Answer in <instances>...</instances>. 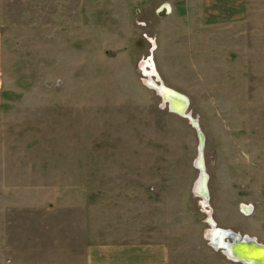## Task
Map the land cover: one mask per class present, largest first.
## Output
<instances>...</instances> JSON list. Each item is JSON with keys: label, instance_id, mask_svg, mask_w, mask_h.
Here are the masks:
<instances>
[{"label": "rangeland", "instance_id": "rangeland-1", "mask_svg": "<svg viewBox=\"0 0 264 264\" xmlns=\"http://www.w3.org/2000/svg\"><path fill=\"white\" fill-rule=\"evenodd\" d=\"M0 25V259L247 264L207 231L264 243V0H0Z\"/></svg>", "mask_w": 264, "mask_h": 264}, {"label": "water", "instance_id": "water-1", "mask_svg": "<svg viewBox=\"0 0 264 264\" xmlns=\"http://www.w3.org/2000/svg\"><path fill=\"white\" fill-rule=\"evenodd\" d=\"M165 91L166 92H165L164 99H165L166 102H169L168 103L169 109L171 111L177 112V113H179V114H181L183 116H187L191 120L193 125L197 127V129L199 131V136H200V139H201V143H200V153H199V156L197 158V163H198L199 169L201 170V173H200V176H199V179L201 181V186H202V189H200V195H202L204 198L208 199V192H209L208 178H209V176H208V174L206 172V169H205V159H204L203 151H202L203 147H204L205 134L200 129V124H199L198 119L193 117L192 114L186 113V111L189 109V104H190V101H189L188 97L186 95H184L183 93H181V92H179V91H177V90H175V89H173L171 87H168V86L165 87ZM175 99L180 100L181 103H182V101H184V102L182 104L180 103L179 105H181V106L178 107L174 103ZM208 221H212V220H208ZM216 229H217L218 232H220L219 234L220 235L223 234V237H224L223 239H221L222 243L220 244L219 248L226 249L228 246L229 247L233 246V244H236V243H237L236 247H238V245L241 242H243L245 246L254 245L256 247L264 248V244H262L260 242H257L256 237H253V236H250V235H244L243 238H241V234L240 233L235 232V231H233L231 229H225V228H216ZM225 238L233 239V241H231L229 243L228 241L224 240ZM240 239H242V241ZM250 253L253 255V257H256L255 255H258L257 254L258 252H253L252 249H246V254H250ZM255 259L256 258L246 259V260L253 261V262H251L252 264H264L263 261L260 262V261H256ZM238 261H242L243 262L244 260L241 259V260H238ZM250 261H249V263H250Z\"/></svg>", "mask_w": 264, "mask_h": 264}, {"label": "bare ground", "instance_id": "bare-ground-1", "mask_svg": "<svg viewBox=\"0 0 264 264\" xmlns=\"http://www.w3.org/2000/svg\"><path fill=\"white\" fill-rule=\"evenodd\" d=\"M156 63L153 61L152 58H150L149 60H145L144 64H143V72L144 70L146 71V76L145 77V81L147 84H149L151 87L153 88H156L159 93L162 95V98L164 100L165 103H169V102H166L164 97H165V87L167 86L165 84V82L163 81V79L161 78V75L160 73L159 74H156L155 73V65ZM157 69V68H156ZM159 72V71H158ZM162 79V80H161ZM172 88V87H171ZM174 89V88H173ZM184 101H182L183 103ZM174 103L176 106H181L179 105L181 103L180 100L178 99H175L174 100ZM181 103V104H182ZM191 114V113H189ZM201 129V128H200ZM202 131V130H201ZM206 169V167H205ZM207 172V171H206ZM208 174V173H207ZM207 179V178H206ZM196 189H197V193L200 194V189H202V186H201V181L200 179H198V182L196 184ZM206 199V198H205ZM206 201V200H205ZM246 209V208H245ZM247 211V210H246ZM209 220H212L210 221L211 222V227L212 228H209L208 232H207V236L209 237V239H211V242L213 243V245L215 246V248H219L220 247V244L222 243L221 239H223V234L220 235L217 231L216 228H223V227H219L218 225H216V221L213 217H209ZM225 229H229V228H225ZM232 230V229H231ZM234 231V230H233ZM237 232V231H235ZM240 233V232H238ZM241 234V233H240ZM241 238H243V235L241 234ZM224 240L228 241L229 243L231 241H233V239H227L225 238ZM242 241V239H240ZM257 242H259L257 240ZM262 243V242H260ZM237 244V243H236ZM236 244H233V246H228L226 249H224L225 252H227V254L236 259V260H241L243 259L244 261L243 262H246L248 264H252L251 262L253 261H250V260H246V259H253V258H256L255 260L256 261H263L264 262V248H261V247H256L254 245H251V246H245L243 242H241L238 247H236ZM264 244V243H262ZM221 249V248H220ZM223 249V248H222ZM246 249H252L253 252H258L257 254L258 255H255L256 257H253V255L250 253V254H246ZM250 261V263H249Z\"/></svg>", "mask_w": 264, "mask_h": 264}, {"label": "crops", "instance_id": "crops-1", "mask_svg": "<svg viewBox=\"0 0 264 264\" xmlns=\"http://www.w3.org/2000/svg\"><path fill=\"white\" fill-rule=\"evenodd\" d=\"M3 62H4L3 29H2V25H0V100L2 98L3 89H4V86H3L4 85V82H3V78H2ZM245 208H246L247 211H250V207L249 206H246ZM216 225H218V224H216ZM210 228H212V227H210ZM210 241H211V239H210ZM259 242H261V241H259ZM85 248H86V250H85V253L83 255L84 262L83 263H80V264H87V261H88L89 257L90 258L91 257H94V255H92V254H91V256H89V254L87 252L88 246H85ZM58 250H61V247L58 248ZM223 251H224V249H223ZM225 254H227V253H225ZM227 256L230 259H234V258L230 257L228 254H227ZM39 257H40L39 255L34 254L32 252H30L28 254H25V257L24 256H21L20 254H15L10 259H8L7 257L1 258L0 260H2V261H1L0 264H29V262H26L25 260H27V261H32L33 260L34 261L36 259H39ZM45 258L48 259V260L51 259V261L53 262L52 264H62V262H60V261H62V259L60 257H57L56 255L55 256L54 255H51V257H45ZM234 260H236V259H234ZM126 262H127V264H135V262L133 260H130L129 257H127ZM31 264H34V263H31Z\"/></svg>", "mask_w": 264, "mask_h": 264}]
</instances>
